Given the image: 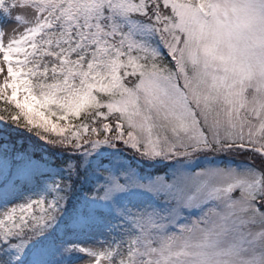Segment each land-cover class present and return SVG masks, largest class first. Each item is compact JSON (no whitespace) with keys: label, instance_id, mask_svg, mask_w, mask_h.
I'll return each mask as SVG.
<instances>
[{"label":"snow or ice","instance_id":"6c2138e0","mask_svg":"<svg viewBox=\"0 0 264 264\" xmlns=\"http://www.w3.org/2000/svg\"><path fill=\"white\" fill-rule=\"evenodd\" d=\"M0 264H264V0H0Z\"/></svg>","mask_w":264,"mask_h":264},{"label":"rangeland","instance_id":"374dc122","mask_svg":"<svg viewBox=\"0 0 264 264\" xmlns=\"http://www.w3.org/2000/svg\"><path fill=\"white\" fill-rule=\"evenodd\" d=\"M23 14L25 16L30 17V13L27 12V11H24ZM91 240H92V238L91 237H87V236H84V237L80 238V242L83 243V244H89L91 242Z\"/></svg>","mask_w":264,"mask_h":264},{"label":"trees","instance_id":"16d2710c","mask_svg":"<svg viewBox=\"0 0 264 264\" xmlns=\"http://www.w3.org/2000/svg\"><path fill=\"white\" fill-rule=\"evenodd\" d=\"M32 140H36L35 137H31ZM40 143H43L42 141H40ZM148 171L152 172V171H155L154 169H148Z\"/></svg>","mask_w":264,"mask_h":264}]
</instances>
